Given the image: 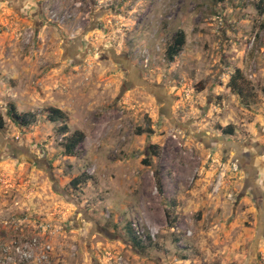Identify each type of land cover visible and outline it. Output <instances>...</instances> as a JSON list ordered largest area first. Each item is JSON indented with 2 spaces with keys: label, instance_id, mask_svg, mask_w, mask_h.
<instances>
[{
  "label": "rangeland",
  "instance_id": "rangeland-1",
  "mask_svg": "<svg viewBox=\"0 0 264 264\" xmlns=\"http://www.w3.org/2000/svg\"><path fill=\"white\" fill-rule=\"evenodd\" d=\"M10 102L35 121L16 125ZM0 115V241L41 221L51 264H264V0H0Z\"/></svg>",
  "mask_w": 264,
  "mask_h": 264
},
{
  "label": "trees",
  "instance_id": "trees-1",
  "mask_svg": "<svg viewBox=\"0 0 264 264\" xmlns=\"http://www.w3.org/2000/svg\"><path fill=\"white\" fill-rule=\"evenodd\" d=\"M185 43V35L183 31H178L175 33V35L172 38L171 43L168 44L166 48V56L169 60H174V57L181 51L183 45ZM241 72L239 69H236L234 73L230 76V79L228 81V86L230 89L234 92L239 93L240 95H243L244 93V86L242 85L243 79L241 78ZM7 114L9 118L16 123L18 126H28L32 122L35 121L36 115L28 112V111H18L15 104L10 102L8 104V109H7ZM45 116L49 121L52 122H60V125L57 128V131L64 135L68 132V124H67V115L66 113L61 110L58 107H47L45 109ZM5 127V121L3 117L0 115V132L4 129ZM139 132H147V133H152V129L150 127H147L145 129H138ZM222 132L225 134H232L233 133V127L231 125H226L225 127L221 128ZM64 137V142L62 143V146L64 148V152L68 155H72L75 153V149L78 146L79 143H81L84 139V133L82 131H74L73 133L69 135H65ZM86 178L81 175H77L73 177L70 180V184L74 188H78V186L82 183L85 182ZM131 226V224H130ZM133 230V228L131 227ZM138 234V231L136 232ZM134 237L137 239V235L135 234ZM145 238L148 239L149 237L145 235Z\"/></svg>",
  "mask_w": 264,
  "mask_h": 264
},
{
  "label": "built area",
  "instance_id": "built-area-1",
  "mask_svg": "<svg viewBox=\"0 0 264 264\" xmlns=\"http://www.w3.org/2000/svg\"><path fill=\"white\" fill-rule=\"evenodd\" d=\"M34 227L36 234L30 237L0 241L1 264H51L53 247L46 233L47 227L41 221L34 223Z\"/></svg>",
  "mask_w": 264,
  "mask_h": 264
},
{
  "label": "flooded vegetation",
  "instance_id": "flooded-vegetation-1",
  "mask_svg": "<svg viewBox=\"0 0 264 264\" xmlns=\"http://www.w3.org/2000/svg\"><path fill=\"white\" fill-rule=\"evenodd\" d=\"M81 40H82V37L80 36V37H77L76 39H74V41H72L69 44V47H68L69 49H67L68 50V53L67 54H69L70 60L72 62L79 63L82 60V57L84 55H86V52H84V50H81L80 49V47L82 45L81 44L82 43ZM101 56L104 57L103 55H101ZM121 56H122V59L125 60V55L124 54H121ZM109 57H111L112 59L115 60V59H117L118 56L115 55L114 52H110ZM118 61H120V60L118 59ZM126 67L127 66H123V68L125 69V72L127 73V76L131 77L133 75V68H130V67L129 68H126ZM139 83L147 84L145 81H140ZM132 84L136 85L137 82L136 83H132ZM130 85H131V83H130ZM153 91H154V94H155L156 89H151V92L152 93H153ZM233 159H234V161H237L238 165L240 167H242L243 169H245V171L247 173L248 172L251 173V171H252L253 168L251 166V164H252L251 163L252 157L250 156L249 151H246L245 149H241V148L238 147V148L235 149V153H234ZM245 162L247 163L246 166H245ZM246 183L249 184V186H251L250 188H251L252 194L255 195V192L257 190L256 186H254L253 183H252V181H249L248 179H247V182ZM255 200H256V198H255ZM95 227H96V231L97 232L99 230H101L102 232H105L107 235H110L111 236V234L108 231L106 232L103 228L99 227V225H95ZM263 229H264V227H263Z\"/></svg>",
  "mask_w": 264,
  "mask_h": 264
},
{
  "label": "water",
  "instance_id": "water-1",
  "mask_svg": "<svg viewBox=\"0 0 264 264\" xmlns=\"http://www.w3.org/2000/svg\"><path fill=\"white\" fill-rule=\"evenodd\" d=\"M142 85L145 87V89H147V91H151V89H156V91H158V92H160V93L163 92V86L160 85V84H150L149 86H148L147 84H142ZM104 230H105V229H104ZM105 231H106V230H105ZM98 232L107 235L105 232H102L101 230H99ZM106 232H107V231H106ZM257 236H259V234L256 235L255 240H254L253 243H252V246L255 245V242H256ZM252 251H253V250H252Z\"/></svg>",
  "mask_w": 264,
  "mask_h": 264
}]
</instances>
